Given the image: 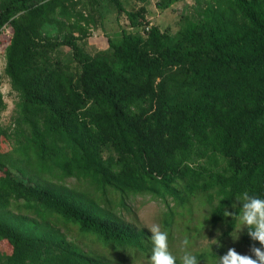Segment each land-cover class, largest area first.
Segmentation results:
<instances>
[{"label":"trees","instance_id":"obj_1","mask_svg":"<svg viewBox=\"0 0 264 264\" xmlns=\"http://www.w3.org/2000/svg\"><path fill=\"white\" fill-rule=\"evenodd\" d=\"M109 1L134 29L108 39L110 56L80 47L95 21L79 9L96 0H0L17 94L0 127V264L157 256L159 238L134 223L148 202L163 240L177 223L193 251L215 239L188 264L233 242L264 252L248 217L264 215V0H197L174 35L144 5Z\"/></svg>","mask_w":264,"mask_h":264},{"label":"rangeland","instance_id":"obj_2","mask_svg":"<svg viewBox=\"0 0 264 264\" xmlns=\"http://www.w3.org/2000/svg\"><path fill=\"white\" fill-rule=\"evenodd\" d=\"M97 6H93V10L80 7L86 14H91L95 23L91 26L89 36L80 42V47L89 55L105 54L110 56L111 51L108 45V39H119L122 30L134 32L128 21L123 16L117 19L114 6L109 0H96ZM127 10H137L144 5L147 9L146 18L162 31L174 35L181 27V17L195 5L197 0H180L167 9H159L157 3L160 0H121ZM0 38V91L6 108L0 113V127L10 124L14 114V105L17 102V94L11 89L9 80L5 75V48L8 44L11 30L8 27L3 28ZM63 54H69L67 48H61ZM11 144L2 142L1 150H10ZM67 184H71L68 181ZM137 227H143L149 234L155 238H159L160 254L148 258L146 255L139 253L135 258L127 259L125 263L113 264H188L187 261L192 260L195 250L206 248L209 242H215L214 238L205 240L200 238L197 241L196 249H189L186 246L183 236L186 227L182 223H177L179 229H174L169 243L168 239L163 240L160 234V224L158 221L159 206L153 202L145 203L138 207L135 211ZM257 226H264V215H250ZM142 225V226H141ZM170 240V239H169ZM86 244V243H83ZM196 264H214L212 261H199ZM215 264H264V252L256 248H247L240 244L234 243L230 245L224 252L222 257Z\"/></svg>","mask_w":264,"mask_h":264}]
</instances>
